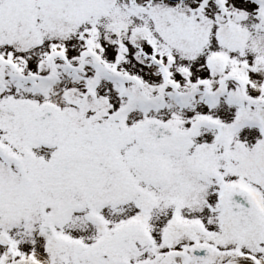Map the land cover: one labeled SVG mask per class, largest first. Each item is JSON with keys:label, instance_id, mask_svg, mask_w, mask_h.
<instances>
[{"label": "snow or ice", "instance_id": "1", "mask_svg": "<svg viewBox=\"0 0 264 264\" xmlns=\"http://www.w3.org/2000/svg\"><path fill=\"white\" fill-rule=\"evenodd\" d=\"M0 264H264V0H0Z\"/></svg>", "mask_w": 264, "mask_h": 264}]
</instances>
